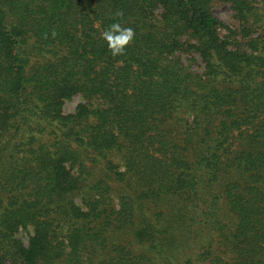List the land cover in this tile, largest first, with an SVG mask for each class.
Masks as SVG:
<instances>
[{"label": "trees", "instance_id": "obj_1", "mask_svg": "<svg viewBox=\"0 0 264 264\" xmlns=\"http://www.w3.org/2000/svg\"><path fill=\"white\" fill-rule=\"evenodd\" d=\"M0 264H264V0H0Z\"/></svg>", "mask_w": 264, "mask_h": 264}, {"label": "clouds", "instance_id": "obj_2", "mask_svg": "<svg viewBox=\"0 0 264 264\" xmlns=\"http://www.w3.org/2000/svg\"><path fill=\"white\" fill-rule=\"evenodd\" d=\"M121 15V13H117ZM105 40L109 44V49L113 56L123 54L125 46L130 43L134 37V32L131 28H123L119 23H113L103 33Z\"/></svg>", "mask_w": 264, "mask_h": 264}, {"label": "rangeland", "instance_id": "obj_3", "mask_svg": "<svg viewBox=\"0 0 264 264\" xmlns=\"http://www.w3.org/2000/svg\"><path fill=\"white\" fill-rule=\"evenodd\" d=\"M213 11H214V14L216 15V17H218L220 20H222L225 24L234 25V19H233V15H232V10L230 9V7L226 3L215 4L214 8H213ZM198 62H199L200 65H198V66L193 65V68L195 70H201L202 63L200 62V60H198ZM80 100L81 99H80V97L78 95L72 97L69 100H66L64 102V104H63V111L65 113L72 112L74 110L76 104ZM21 235L23 236V240L26 242L28 235L25 232H24V234L21 233Z\"/></svg>", "mask_w": 264, "mask_h": 264}]
</instances>
